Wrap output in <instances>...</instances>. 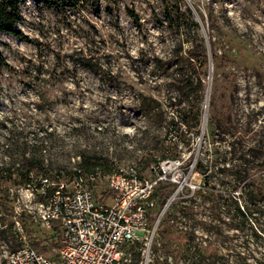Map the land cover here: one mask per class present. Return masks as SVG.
Wrapping results in <instances>:
<instances>
[{
    "label": "rangeland",
    "instance_id": "1",
    "mask_svg": "<svg viewBox=\"0 0 264 264\" xmlns=\"http://www.w3.org/2000/svg\"><path fill=\"white\" fill-rule=\"evenodd\" d=\"M97 2L24 0L29 39L0 32V264L21 232L50 255L58 244L22 185L31 154L51 179L92 171L101 199L114 167L178 158L146 264H264V0H169L185 13L171 28L161 0Z\"/></svg>",
    "mask_w": 264,
    "mask_h": 264
},
{
    "label": "built area",
    "instance_id": "2",
    "mask_svg": "<svg viewBox=\"0 0 264 264\" xmlns=\"http://www.w3.org/2000/svg\"><path fill=\"white\" fill-rule=\"evenodd\" d=\"M178 164V158L166 157L151 164L147 174L134 164L118 165L106 174L107 196L103 199L95 196L88 183L93 175L74 173L67 182L42 176L39 187L23 185L42 197L35 201L33 216L57 233L58 244L50 255L21 232L5 264H131L135 251L139 252L136 264H146L170 199L159 203L156 192L174 181L182 186L170 176ZM15 222L21 229L19 220Z\"/></svg>",
    "mask_w": 264,
    "mask_h": 264
},
{
    "label": "trees",
    "instance_id": "3",
    "mask_svg": "<svg viewBox=\"0 0 264 264\" xmlns=\"http://www.w3.org/2000/svg\"><path fill=\"white\" fill-rule=\"evenodd\" d=\"M24 0H0V32H6L11 35L29 39V37L20 29L18 23L20 21V5ZM45 6L47 7H54L57 9H60L62 11H67L69 9L76 10V9H82L86 7L95 8L98 5L97 0H40ZM169 0H161L162 3H164V16H165V24L168 27H172L174 25H180L182 18L185 16V13L183 10L180 9L179 4L176 3L175 6H168ZM128 12L131 16H133L134 20L137 21V16L133 9H128ZM192 55V53H190ZM83 66L92 69L94 71H99L95 64L93 62H90L89 59L84 58V60L81 62ZM9 64L6 61L5 57L0 51V73L3 69L9 68ZM95 67V68H94ZM43 157L40 156H33L31 155H23V158L20 162V168L21 173L24 176V180L22 182V185L27 184H35L36 187H39L40 184V177L42 176H48L50 175L44 171H39L40 168L43 167ZM200 168V163L198 162L196 169ZM81 173L83 175H93L90 172H85L81 168H75L73 170V173ZM89 173V174H86ZM61 175L59 173H56L53 175L54 179H58ZM51 178V177H50ZM167 185L169 184H163L158 187V191L156 192L157 200L159 203H162L164 201L165 194L167 193ZM253 189L245 191L246 198L251 202L255 199V193L253 192ZM236 209L240 213V215L243 216V218H246L247 211H250V213H253L252 210H249V207L247 206L246 210L241 209L238 204H236ZM255 217V216H254ZM264 229V226H263ZM33 244H36V241H33ZM135 256L139 257V252H133L132 255V261L135 260L137 262L138 259H135Z\"/></svg>",
    "mask_w": 264,
    "mask_h": 264
}]
</instances>
